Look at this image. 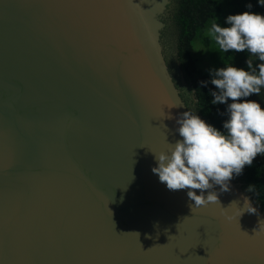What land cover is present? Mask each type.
<instances>
[{
  "label": "water",
  "instance_id": "1",
  "mask_svg": "<svg viewBox=\"0 0 264 264\" xmlns=\"http://www.w3.org/2000/svg\"><path fill=\"white\" fill-rule=\"evenodd\" d=\"M168 2L0 0V264H264L240 182L191 209L152 171L190 111Z\"/></svg>",
  "mask_w": 264,
  "mask_h": 264
},
{
  "label": "clouds",
  "instance_id": "2",
  "mask_svg": "<svg viewBox=\"0 0 264 264\" xmlns=\"http://www.w3.org/2000/svg\"><path fill=\"white\" fill-rule=\"evenodd\" d=\"M259 3L264 6V0ZM226 20L227 26L212 22L206 35L224 53L247 50L257 56L261 61L256 65L258 72L253 69L251 59L247 60L251 72L231 64L215 69L211 83L216 91L211 92L214 97L211 103L231 101L227 104L224 131L196 113L185 111L177 119L181 139L168 142L167 152L154 153L157 166L152 168L153 173L169 190L187 189L188 197L194 202L191 209L219 202L215 191H208L205 196V190L219 185L221 191H228L233 176L240 175L246 165H252L258 154H264V107L257 100L247 99L259 95L264 87V15L244 11L230 14ZM252 188L250 185L248 190ZM243 209L256 212L247 197Z\"/></svg>",
  "mask_w": 264,
  "mask_h": 264
},
{
  "label": "trees",
  "instance_id": "3",
  "mask_svg": "<svg viewBox=\"0 0 264 264\" xmlns=\"http://www.w3.org/2000/svg\"><path fill=\"white\" fill-rule=\"evenodd\" d=\"M249 4L252 5L251 8L247 7ZM167 11L169 15L163 20L161 36L163 39L164 35H170L174 39L175 66L182 75L187 93L191 96L192 106L188 102L189 96L180 91L181 96L190 112L196 113L208 124L224 131L223 124L228 118L227 104L231 101L215 105L211 103L214 99L211 92L216 91V88L211 83L209 75L199 66L198 56L206 57L218 68L231 64L250 72L253 69L258 72L256 65L261 61L257 56H253L247 50L224 53L206 33L214 21L221 26H227L226 18L230 14L251 11L264 15V6L259 0H170ZM163 45L165 46L164 40ZM164 49L172 73V63L168 59L166 47ZM248 59L252 60L253 69L247 68ZM175 83L178 86L176 80ZM247 99L257 100L264 107V87H261L259 95L253 94ZM233 178L242 184V188L264 212V154H258L252 165H246L242 173L234 175ZM250 185L253 186L252 191L248 190Z\"/></svg>",
  "mask_w": 264,
  "mask_h": 264
},
{
  "label": "rangeland",
  "instance_id": "4",
  "mask_svg": "<svg viewBox=\"0 0 264 264\" xmlns=\"http://www.w3.org/2000/svg\"><path fill=\"white\" fill-rule=\"evenodd\" d=\"M170 3V0L168 2V4ZM167 4V5H168ZM164 14L162 15V18L165 19L167 18V16L169 15V12L167 11V8L166 10H164ZM163 40H164V43H165V47H166V53H167V56H168V59L170 60V62L172 63V73L174 74L175 76V80L179 86V89L180 91H182L183 93H185L187 96H189L188 98V102H189V105H191V96L189 93H187L186 89H185V84H184V81H183V78L181 76V73L179 72V69L177 68L176 65V62H175V59H174V56L172 58V54L175 50V45H174V39L170 36V35H164L163 36ZM199 66L209 75L210 77V80L212 79V75L214 73V70L215 69H218V67L213 64L212 62H210L209 60H207L206 57H199ZM240 186L242 187V184H240Z\"/></svg>",
  "mask_w": 264,
  "mask_h": 264
},
{
  "label": "flooded vegetation",
  "instance_id": "5",
  "mask_svg": "<svg viewBox=\"0 0 264 264\" xmlns=\"http://www.w3.org/2000/svg\"><path fill=\"white\" fill-rule=\"evenodd\" d=\"M164 20V19H163ZM172 54V58H173V56L175 55V52H173V53H171ZM182 76V75H181ZM173 77H175L174 75H173Z\"/></svg>",
  "mask_w": 264,
  "mask_h": 264
}]
</instances>
